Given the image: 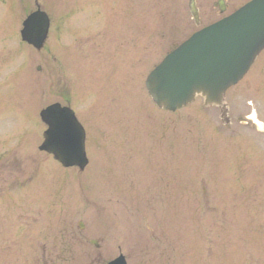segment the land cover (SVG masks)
I'll use <instances>...</instances> for the list:
<instances>
[{"label": "rangeland", "instance_id": "1", "mask_svg": "<svg viewBox=\"0 0 264 264\" xmlns=\"http://www.w3.org/2000/svg\"><path fill=\"white\" fill-rule=\"evenodd\" d=\"M194 1L199 25L189 0H0V257L19 238L37 257L0 264H264V135L246 119L264 122V49L226 91V124L201 97L159 109L144 85L248 0ZM36 2L50 19L39 50L20 37ZM54 102L84 128L82 171L38 149Z\"/></svg>", "mask_w": 264, "mask_h": 264}, {"label": "water", "instance_id": "2", "mask_svg": "<svg viewBox=\"0 0 264 264\" xmlns=\"http://www.w3.org/2000/svg\"><path fill=\"white\" fill-rule=\"evenodd\" d=\"M220 12L225 7L216 3ZM188 8L194 22L200 23L194 0ZM49 18L37 9L22 22L20 35L23 41L40 49L47 38ZM264 48V0H250L222 19L192 33L150 71L145 87L153 102L160 108L176 110L203 98L205 105H216L224 124L228 121L225 91L235 84L249 69L258 53ZM47 125L44 140L39 146L53 154L64 167L76 166L83 170L88 159L84 148V129L73 111L53 103L39 112ZM258 132L264 134V123L254 115L248 117ZM83 228V223L78 222ZM97 246L95 240H90ZM106 264H126L122 255Z\"/></svg>", "mask_w": 264, "mask_h": 264}, {"label": "flooded vegetation", "instance_id": "3", "mask_svg": "<svg viewBox=\"0 0 264 264\" xmlns=\"http://www.w3.org/2000/svg\"><path fill=\"white\" fill-rule=\"evenodd\" d=\"M2 159V160H1ZM0 166H4V163L7 161V159L5 157H0ZM3 161V162H2ZM4 171V170H3ZM2 171V172H3ZM13 178V177H12ZM6 179H7V174L6 171H4L3 173H0V184L1 187L6 183ZM0 187V189H1ZM4 190V189H3ZM3 190H1L0 192H3ZM8 225H12L11 221H8L7 219L4 220ZM26 221H32L31 219H28ZM20 226V225H19ZM19 228L16 227V230H18ZM28 237H31V235H27ZM21 238L18 239L16 244H7L3 247V249L1 250V252L3 253L4 257L1 258L0 257V262L4 261V262H8V263H14L18 260H22L23 258H26L27 261H35L37 260L36 256L32 255V253H34L35 249H36V244L34 243L33 240H29V244H26V248H23V242L21 244ZM12 243L15 241H11ZM20 242V243H18ZM27 250L28 253H25V255H23V252Z\"/></svg>", "mask_w": 264, "mask_h": 264}]
</instances>
